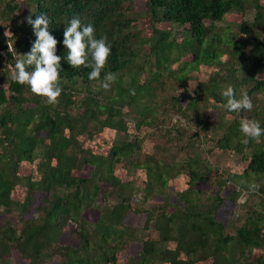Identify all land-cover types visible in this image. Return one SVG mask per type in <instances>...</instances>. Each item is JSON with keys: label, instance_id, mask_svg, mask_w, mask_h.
<instances>
[{"label": "trees", "instance_id": "obj_1", "mask_svg": "<svg viewBox=\"0 0 264 264\" xmlns=\"http://www.w3.org/2000/svg\"><path fill=\"white\" fill-rule=\"evenodd\" d=\"M144 1V8L136 10L134 0H0V20H4L0 23V209L7 214L0 221V264H11L14 251L27 264H264L263 211L251 212L230 233L225 232L229 223L215 217L224 202L220 188L225 181H218L216 191L200 202L202 192L193 187L209 182V166L199 165L198 156L178 163L153 153L142 162L138 158L144 135L121 140L117 133L106 154L85 148L86 138L79 139L91 132L90 122L97 130L129 134L132 123L140 128L149 121L141 118L126 127L121 116L124 106L144 114L151 105L169 103L187 123L194 120L205 136L213 133L209 138L213 149L229 151L245 163L241 173L230 175L239 185L228 195L230 200L236 203L239 191H248L241 181L254 178L260 185L255 192L264 204V136L245 145L239 130L242 117L255 118L264 127V0ZM22 3L25 11L20 13ZM248 10L253 13L250 20L226 19L230 12L242 16ZM41 13L50 20L48 30L58 41L56 54L62 57L63 91L55 104L11 79L13 56L28 54L36 40L26 18L31 15L35 20ZM73 16L83 25L92 24L96 38L107 35L111 53L101 79L109 72L116 74L111 86L115 95L88 79L90 68H72L67 63L63 33ZM141 17L148 18L147 36L137 23ZM161 23L168 26L159 27ZM5 30L12 33L8 42L14 43L17 53L8 52ZM145 43V56L153 58V76L166 74L178 85L169 96L149 104L139 99L155 96L152 85H143L135 75L125 86L119 83V74ZM202 67L208 68L205 75ZM228 85L238 99L242 93L249 95L251 111L229 112L220 107L226 102L220 93ZM75 104L79 109L71 113ZM208 108L216 115L212 123L205 120ZM183 120L179 118L168 140L183 134ZM190 136L199 138L198 132ZM34 162L35 177L20 173L21 167L31 169ZM84 166L91 167L86 176L81 175ZM117 167L128 174L145 168L137 200L131 201L137 188L133 179L123 181L115 173ZM180 173L187 176L185 186L166 191L169 179ZM38 194L42 197L37 202ZM154 195L162 196V202L147 207V199ZM91 209L97 211L95 219L83 215ZM129 213L145 214L143 223H126ZM70 227L71 241L61 242ZM130 243L138 245L136 254H127ZM54 257L56 262H51Z\"/></svg>", "mask_w": 264, "mask_h": 264}, {"label": "rangeland", "instance_id": "obj_2", "mask_svg": "<svg viewBox=\"0 0 264 264\" xmlns=\"http://www.w3.org/2000/svg\"><path fill=\"white\" fill-rule=\"evenodd\" d=\"M136 5V10H142L144 8V0H134ZM25 11V5L24 3L21 4L20 13H23ZM253 16L252 11L248 10L246 14L242 15L237 12H230L226 15V19L236 20V19H248L250 20ZM1 25L4 24V20H0ZM137 23L142 25L143 32L142 35L147 36L151 32V28L148 24V18L147 17H141L137 20ZM167 23H161L159 24V27H167ZM8 32L9 30H5V32ZM148 49V44L145 43L142 45L141 50L139 52V55L135 57L134 62H132L128 67L123 69L121 73L119 74L120 80L119 83L123 86L129 82L132 76L135 75L137 79H140L142 81L143 85L148 86L152 85L155 88V96L148 99L146 96H142L139 100L140 103H151L159 98L167 97L169 96L174 90L178 89V85L176 84V81L174 79H167L166 74H163L160 77L153 76L152 72L155 70L153 67V58L145 56V53ZM140 66L141 68H138L136 66ZM178 62L173 64V68L177 67ZM133 71H135V74H133ZM201 75H205L208 73V68L202 67L201 69ZM2 78L5 79L7 75L2 72L1 74ZM116 81V80H115ZM164 83V84H163ZM81 84V83H80ZM114 84V83H113ZM112 84V85H113ZM163 84V85H162ZM94 85L98 86V83H95ZM5 86V85H4ZM94 86V90L97 89V87ZM78 89H83L82 85L77 86ZM104 92V91H103ZM105 92H109L111 96L115 95V90L110 88V90H105ZM104 92V93H105ZM259 97V94L257 95ZM102 97V96H99ZM102 102H105V100H101ZM169 103H163L162 106L158 105L157 107H154V105L150 106V111L145 112L144 114H141L138 110L131 111V107L128 108L124 106L122 108V114L123 120L127 127V122L131 123L135 120H140L141 118L145 121H149V124H141L140 128H135L133 126H128V132L129 134L122 133L110 128H103L102 130H97L94 128L92 122L89 123L88 130L91 132L88 134V132H84L82 136L79 137V139L82 141V138L84 139L85 148H91L94 152H100L105 153L107 152V146L111 142L113 138H115V135L117 134V137H119L121 140H124L125 138L133 139L134 135H137V137H144L142 141V149L139 153V160L140 161H146L149 159L150 155L153 153L156 155H159L163 157L165 161H176L178 163H184L186 160L191 159L193 157L200 158L202 162L199 165L209 166L208 171V177L209 182H201V183H195L193 188H198L201 190V200L200 202L205 201V197L208 193H213L216 191L218 185L222 184V181H225L224 184H222L220 188V196L224 198V202L221 205V207L217 210V213L215 215L216 219L221 220L223 223H229V225H226L225 232L230 233L234 227H237L240 225L244 218L250 214L253 211H263L264 213V204L260 202V196L256 192H248L245 189H242L239 191V194L236 198V203L230 200L228 195L230 192L235 189L238 190L237 184L231 181L230 175L231 173H241L245 167V163L243 161H240L236 155H233L229 151H220L217 149H213V142L209 140L211 136H213V133L210 131L208 132V137L205 136L204 132L201 131L199 127L195 124L194 120H191V122L187 123V120L184 119L182 116L180 117V114L176 112L174 108L168 105ZM79 104H75L71 106L70 108L71 113H74L77 109H79ZM137 106V105H136ZM81 108V107H80ZM139 108V107H138ZM209 109V108H208ZM215 112L209 109V112H207V115L205 116V120L208 123H212L215 118ZM99 118H102L99 116ZM180 119H184L181 123L182 126H180V129H183V134L180 136H175L177 139L175 140H168L167 135L174 131L172 128L177 127L176 123ZM121 131V130H120ZM169 131V133H168ZM194 132H198L199 138H196L193 136H190ZM137 133V134H136ZM91 137L89 138L88 136ZM144 135V136H143ZM188 136L190 138H188ZM207 137V138H206ZM194 139L196 142H193ZM153 144H157L160 146H163L161 148H154ZM36 161V160H35ZM33 163V166L31 169H27V165L25 167H21L19 169L20 173L25 174L28 173L31 174L33 177L36 176L35 167ZM23 165V164H22ZM205 169V168H204ZM91 170L90 166H84L81 175H88L89 171ZM115 173L124 181L127 179H133L134 185L138 187H143L144 181H145V168L144 167H138L137 169L133 170L130 174L125 173L123 169L120 167L116 168ZM181 177V178H180ZM183 177V178H182ZM171 182H169V187L166 188V191H171V189L174 188H183L185 186V183L187 181V176L184 174H179L178 178H170ZM220 181V184H217V182ZM103 188L106 187L105 183H101ZM102 188V189H103ZM133 192L131 196V201L134 200L135 196L139 197V195H142L141 190L138 188ZM20 190H24V188H20ZM41 194H38L36 196V201L41 200ZM162 196L160 195H154L147 199L146 206H153L158 203L162 202ZM137 200V198H135ZM174 199V198H172ZM171 209V208H170ZM9 215V214H8ZM83 215L90 219H95L97 215V211L95 209H91L88 214L83 212ZM7 216L6 212L0 209V221H3V219ZM145 219V214H135V213H129L127 214L125 218V222L129 224L134 225H141ZM73 227H70L67 232H65L61 236V242L64 241V243H69L71 240V230ZM171 245V244H170ZM138 251V245L135 243H130L127 247V254H136ZM259 250H254L253 253L256 255L258 254ZM56 257H54L51 262H56ZM11 264H27L24 259H22L16 251L12 253L11 258ZM208 264V263H206Z\"/></svg>", "mask_w": 264, "mask_h": 264}, {"label": "clouds", "instance_id": "obj_3", "mask_svg": "<svg viewBox=\"0 0 264 264\" xmlns=\"http://www.w3.org/2000/svg\"><path fill=\"white\" fill-rule=\"evenodd\" d=\"M26 20L36 36L28 54H18L14 43L8 42L12 33L6 31L4 34L7 37L8 52L17 53L12 55L15 65L11 71V79L20 85H27L34 95L46 98L48 104H55L63 91L60 86L62 57L56 54L58 41L49 32L50 20L44 13L36 15L35 20L29 15ZM63 37V45L67 49V63L72 68H90L88 79L98 81L101 88L109 90L116 80V74L109 72L101 79V72L111 53V43L107 35L102 34L100 38H96L92 24L83 25L78 16H73L65 27ZM29 66H34V69L28 71ZM130 94L134 95L135 90L130 89ZM220 95L226 101L220 107L229 112L251 111L253 108L249 95L242 93L239 99L236 98L231 85L226 86ZM239 125L243 135L240 141L242 144L247 145L250 140L259 141L260 137L264 136V127L255 118L242 117ZM241 184H247L249 192L258 191L260 187L254 178L252 182L241 181Z\"/></svg>", "mask_w": 264, "mask_h": 264}]
</instances>
